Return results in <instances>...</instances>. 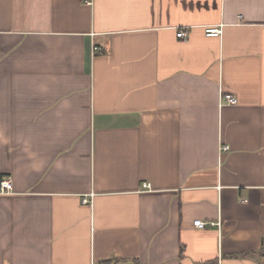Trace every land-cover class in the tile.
<instances>
[{
  "label": "crops",
  "instance_id": "1",
  "mask_svg": "<svg viewBox=\"0 0 264 264\" xmlns=\"http://www.w3.org/2000/svg\"><path fill=\"white\" fill-rule=\"evenodd\" d=\"M84 1L0 0V264H264V0Z\"/></svg>",
  "mask_w": 264,
  "mask_h": 264
},
{
  "label": "built area",
  "instance_id": "2",
  "mask_svg": "<svg viewBox=\"0 0 264 264\" xmlns=\"http://www.w3.org/2000/svg\"><path fill=\"white\" fill-rule=\"evenodd\" d=\"M87 5H92L93 4V0H85L84 1ZM221 30L218 27H208L206 29V35L208 37H217L221 34ZM177 36L179 38H186L188 35L186 33V31H180ZM95 53L99 52V48L95 47ZM238 104V99L229 93H221V106L223 105H230V106H234ZM224 151H228L229 147L226 146L223 148ZM149 185L145 184L144 187L147 188ZM14 194V185H13V180L10 176H5L3 177V179L0 182V195H12ZM83 203L84 204H90L91 201L89 198L85 197L83 199ZM194 225L199 228V229H206V228H212V227H216L219 226V223L216 222H204L202 220H196L194 221Z\"/></svg>",
  "mask_w": 264,
  "mask_h": 264
},
{
  "label": "trees",
  "instance_id": "3",
  "mask_svg": "<svg viewBox=\"0 0 264 264\" xmlns=\"http://www.w3.org/2000/svg\"><path fill=\"white\" fill-rule=\"evenodd\" d=\"M262 251L264 252V245H263V247H262Z\"/></svg>",
  "mask_w": 264,
  "mask_h": 264
}]
</instances>
